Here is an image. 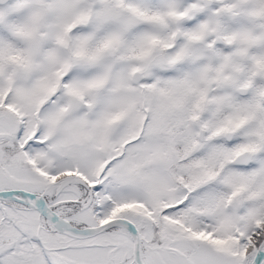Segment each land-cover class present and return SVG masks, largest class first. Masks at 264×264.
I'll return each mask as SVG.
<instances>
[{
    "label": "snow or ice",
    "instance_id": "6c2138e0",
    "mask_svg": "<svg viewBox=\"0 0 264 264\" xmlns=\"http://www.w3.org/2000/svg\"><path fill=\"white\" fill-rule=\"evenodd\" d=\"M0 264H264V0H0Z\"/></svg>",
    "mask_w": 264,
    "mask_h": 264
}]
</instances>
